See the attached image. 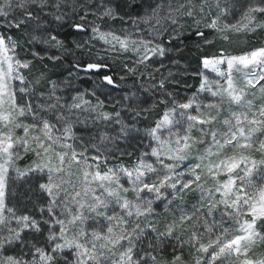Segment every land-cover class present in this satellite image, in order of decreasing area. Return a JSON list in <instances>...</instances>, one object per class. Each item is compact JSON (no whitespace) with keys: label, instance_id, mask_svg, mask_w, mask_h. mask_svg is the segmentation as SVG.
<instances>
[{"label":"snow or ice","instance_id":"obj_1","mask_svg":"<svg viewBox=\"0 0 264 264\" xmlns=\"http://www.w3.org/2000/svg\"><path fill=\"white\" fill-rule=\"evenodd\" d=\"M0 264H264V0H0Z\"/></svg>","mask_w":264,"mask_h":264},{"label":"rangeland","instance_id":"obj_2","mask_svg":"<svg viewBox=\"0 0 264 264\" xmlns=\"http://www.w3.org/2000/svg\"><path fill=\"white\" fill-rule=\"evenodd\" d=\"M85 86H88V85H85Z\"/></svg>","mask_w":264,"mask_h":264}]
</instances>
